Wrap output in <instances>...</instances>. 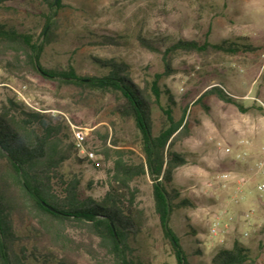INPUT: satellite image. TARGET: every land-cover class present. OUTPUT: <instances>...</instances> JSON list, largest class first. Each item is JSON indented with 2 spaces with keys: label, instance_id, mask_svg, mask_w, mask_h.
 <instances>
[{
  "label": "rangeland",
  "instance_id": "rangeland-1",
  "mask_svg": "<svg viewBox=\"0 0 264 264\" xmlns=\"http://www.w3.org/2000/svg\"><path fill=\"white\" fill-rule=\"evenodd\" d=\"M61 6L53 39L41 54L43 68L60 71L71 65L78 76L88 78L99 73L92 58H117L130 66L140 85L161 76L157 81L160 91L168 90L176 103L174 119L183 117L187 124V137L173 147L186 156L187 163L175 171L172 186L192 207L175 210L169 226L189 264H210L214 253L231 248L234 240L249 250L250 264H264V192L256 189L264 176L255 175L252 168L258 150L264 146V112L260 107V103L264 105V0H61ZM45 12L41 0L0 3V21L31 34L34 40L41 34ZM137 34L153 39L162 50L170 41L186 39L211 43L228 40L253 45L257 51L206 57L179 52L171 59L174 73L165 76L161 56L141 49ZM101 36L120 40L117 46L102 45L98 43ZM212 87L236 100L242 110L209 94L198 103V98ZM7 96L30 109L57 116L70 132L69 123L87 128L86 148L100 151L101 139L107 136L109 157L101 169H81L83 182L92 180L97 190L104 185L117 153L128 163L142 159L139 133L132 122L114 116L118 100L112 93L58 89L38 77L11 76L0 64V102ZM160 100L165 106V95L161 94ZM153 120L157 133L165 116L156 106ZM242 140L248 142L246 147L238 144ZM226 147L231 154L224 153ZM241 151L247 156L236 160L234 155ZM71 166L66 165L79 171ZM226 172L235 179L222 186L217 176ZM240 179L244 183L239 186ZM131 187L136 191V204L147 216L143 244L151 264H175L154 210L151 180L147 175L137 177ZM214 218L219 219L220 227L212 237L208 232ZM66 233L70 239L66 246L77 258L91 264L103 258L109 264L88 227L67 225Z\"/></svg>",
  "mask_w": 264,
  "mask_h": 264
},
{
  "label": "trees",
  "instance_id": "trees-1",
  "mask_svg": "<svg viewBox=\"0 0 264 264\" xmlns=\"http://www.w3.org/2000/svg\"><path fill=\"white\" fill-rule=\"evenodd\" d=\"M6 0H0V3ZM45 7L43 26L37 40L13 25L0 21V64L11 76H34L52 82L58 89L75 87L114 94L117 104L113 114L124 122L130 121L139 133L138 163H128L117 153L101 190L92 180L83 182L81 169L90 166L100 170L107 160V136L101 139L99 150L88 147L97 160L81 157L75 149L71 132L63 120L50 113L28 108L15 97L7 96L0 102V264H91L71 253L66 226L88 227L99 240L109 264H151L144 248L147 216L136 204V191L131 182L147 175L152 182L155 213L164 238L169 241L175 264H189L179 239L169 226L175 210L192 207L181 198L173 184L174 173L187 163L186 156L173 150L175 143L187 137L183 117L176 121V103L168 90L160 91L155 76L151 83L140 85L132 76L130 66L117 58H92L99 73L88 78L76 74L70 65L65 70H48L40 58L46 44L52 41L55 18L62 8L61 0H41ZM98 43L118 45L119 37L101 36ZM138 46L160 55L165 76L174 73L172 57L179 53L209 55H239L253 53V45L223 40L208 41L177 39L164 50L153 39L137 34ZM161 94L166 105H161ZM214 95L218 100L242 110L241 106L218 87L209 88L199 98ZM165 116L160 130L155 133L153 108ZM244 111V110H243ZM72 120L79 124L78 120ZM88 139L85 142L87 145ZM116 145V141L112 142ZM101 156L104 160H99ZM73 165L79 171L66 167ZM167 228L164 223L167 214ZM143 245V246H142ZM98 264H107L100 258ZM249 250L238 240L231 248L218 249L210 264H250Z\"/></svg>",
  "mask_w": 264,
  "mask_h": 264
},
{
  "label": "built area",
  "instance_id": "built-area-1",
  "mask_svg": "<svg viewBox=\"0 0 264 264\" xmlns=\"http://www.w3.org/2000/svg\"><path fill=\"white\" fill-rule=\"evenodd\" d=\"M260 107H261L262 111L264 112V105L260 103ZM69 126L71 129L74 146H75V149L78 152V154L81 157H84L90 161L96 162V160H97L96 155L93 152L88 151L86 148V145H85V142H86L88 135H89V130L87 128L74 126L70 123H69ZM238 144L246 147L248 142L242 140V141H239ZM223 151L225 154H231L232 153L231 149L228 147L223 148ZM247 154L248 153L246 151L237 152L234 155V158L236 160H242L247 156ZM252 168H253L255 175L264 176V146H262L258 150V158L253 163ZM234 179H235L234 176L230 172L221 173L217 176V183L222 185V186H225V184H227L231 181H234ZM242 183H244V179H240L238 181L239 186L242 185ZM256 189L259 192H264V182L258 184ZM245 217L247 218L248 215H246ZM219 227H220L219 219L214 218L213 221L211 222V225L209 228V232H208L209 235L212 237L216 236L218 233Z\"/></svg>",
  "mask_w": 264,
  "mask_h": 264
},
{
  "label": "water",
  "instance_id": "water-1",
  "mask_svg": "<svg viewBox=\"0 0 264 264\" xmlns=\"http://www.w3.org/2000/svg\"><path fill=\"white\" fill-rule=\"evenodd\" d=\"M58 0H54V5L57 3ZM168 215H169V208L167 206V214H166V219H165V223H164V227L165 229L167 228V219H168Z\"/></svg>",
  "mask_w": 264,
  "mask_h": 264
},
{
  "label": "crops",
  "instance_id": "crops-1",
  "mask_svg": "<svg viewBox=\"0 0 264 264\" xmlns=\"http://www.w3.org/2000/svg\"><path fill=\"white\" fill-rule=\"evenodd\" d=\"M258 154V153H257Z\"/></svg>",
  "mask_w": 264,
  "mask_h": 264
}]
</instances>
